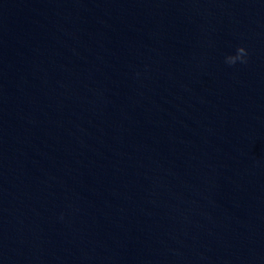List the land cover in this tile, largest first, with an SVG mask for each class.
<instances>
[{"label":"clouds","instance_id":"9594fccd","mask_svg":"<svg viewBox=\"0 0 264 264\" xmlns=\"http://www.w3.org/2000/svg\"><path fill=\"white\" fill-rule=\"evenodd\" d=\"M248 52L245 47L240 46L236 49L235 55H229L225 58V62L228 65H234L237 61L241 63H247Z\"/></svg>","mask_w":264,"mask_h":264}]
</instances>
